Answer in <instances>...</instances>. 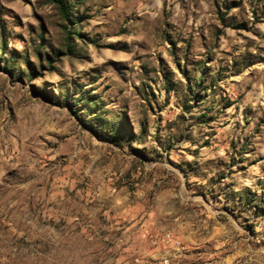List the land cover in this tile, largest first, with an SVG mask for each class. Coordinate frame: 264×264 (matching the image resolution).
Wrapping results in <instances>:
<instances>
[{
  "label": "rangeland",
  "instance_id": "1",
  "mask_svg": "<svg viewBox=\"0 0 264 264\" xmlns=\"http://www.w3.org/2000/svg\"><path fill=\"white\" fill-rule=\"evenodd\" d=\"M64 2L0 0V264H264V0Z\"/></svg>",
  "mask_w": 264,
  "mask_h": 264
},
{
  "label": "trees",
  "instance_id": "2",
  "mask_svg": "<svg viewBox=\"0 0 264 264\" xmlns=\"http://www.w3.org/2000/svg\"><path fill=\"white\" fill-rule=\"evenodd\" d=\"M52 1L54 3H56V5L60 8V10L62 11V13L66 16H68L69 13V5H66L64 0H49Z\"/></svg>",
  "mask_w": 264,
  "mask_h": 264
},
{
  "label": "built area",
  "instance_id": "3",
  "mask_svg": "<svg viewBox=\"0 0 264 264\" xmlns=\"http://www.w3.org/2000/svg\"><path fill=\"white\" fill-rule=\"evenodd\" d=\"M164 262H166V261H164Z\"/></svg>",
  "mask_w": 264,
  "mask_h": 264
}]
</instances>
